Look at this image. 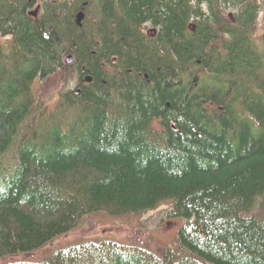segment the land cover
<instances>
[{"label": "trees", "instance_id": "trees-1", "mask_svg": "<svg viewBox=\"0 0 264 264\" xmlns=\"http://www.w3.org/2000/svg\"><path fill=\"white\" fill-rule=\"evenodd\" d=\"M261 11L264 0H0V263L264 264ZM71 69L77 85L50 110L34 84ZM165 203L186 224L162 253L102 240L18 260L87 215Z\"/></svg>", "mask_w": 264, "mask_h": 264}, {"label": "rangeland", "instance_id": "rangeland-1", "mask_svg": "<svg viewBox=\"0 0 264 264\" xmlns=\"http://www.w3.org/2000/svg\"><path fill=\"white\" fill-rule=\"evenodd\" d=\"M263 35L264 12L261 11L255 39L261 40ZM1 41L2 43L7 42L6 39ZM66 73L65 75L64 72L58 71L34 84L35 94L44 104L48 105L50 110H56L60 94L64 91L66 84L75 86L78 83L74 69ZM172 207V204L165 203L153 210L136 215L112 216L106 212L87 215L67 235L50 242L37 251L20 256L18 260L40 262L60 250L102 240H116L125 245L139 246L162 253L165 249L175 246L177 228L186 224V220L171 219Z\"/></svg>", "mask_w": 264, "mask_h": 264}, {"label": "water", "instance_id": "water-1", "mask_svg": "<svg viewBox=\"0 0 264 264\" xmlns=\"http://www.w3.org/2000/svg\"><path fill=\"white\" fill-rule=\"evenodd\" d=\"M32 15L36 16L37 15V11L33 12ZM84 19V14L83 13H79L77 16V25L81 26L82 21ZM67 63L71 64L72 63V56H69L67 59ZM87 82H91V78H86Z\"/></svg>", "mask_w": 264, "mask_h": 264}]
</instances>
